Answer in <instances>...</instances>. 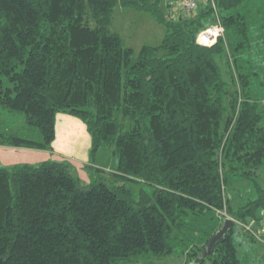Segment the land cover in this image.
<instances>
[{"label":"trees","instance_id":"obj_1","mask_svg":"<svg viewBox=\"0 0 264 264\" xmlns=\"http://www.w3.org/2000/svg\"><path fill=\"white\" fill-rule=\"evenodd\" d=\"M263 3L215 0L173 19L168 0H0V115L24 122L16 133L0 120V144L50 149L63 112L85 123L91 155L106 144L116 158L113 180L87 185L64 161L0 165V264H150L185 229V264H246L236 223L194 262L223 212L247 221L264 208L248 58ZM116 5L150 14L161 42L134 54L109 27ZM217 22L223 35L198 44ZM243 181L253 193L233 206L228 186Z\"/></svg>","mask_w":264,"mask_h":264},{"label":"rangeland","instance_id":"obj_2","mask_svg":"<svg viewBox=\"0 0 264 264\" xmlns=\"http://www.w3.org/2000/svg\"><path fill=\"white\" fill-rule=\"evenodd\" d=\"M257 1H261V0H257ZM262 9L263 12L258 14L259 17H257V13L255 11L253 14V22H251L253 28V30H251L252 46H251V53L248 55V58L250 59V65L252 66L253 70L255 69L257 73L252 78V83H251L252 94L254 98L258 100L264 112V34H262V36L258 35L259 37L255 35L256 27L261 22L264 23V3L262 4ZM169 11L178 13L179 10L177 3H175L173 6H167L165 13H168ZM109 27L111 30L120 34L126 46H130L133 48L134 54H137L140 47L144 44L147 45L159 44L163 38L165 31L164 26L157 23L151 17L150 14L142 11H137L135 9L128 7H121L119 5L115 6ZM221 65L224 69V72H226L228 76V74L230 73H228L227 69H229L230 67L227 68L226 59L221 61ZM230 70H232V67ZM57 114H67V113L58 112ZM0 120L3 121L2 123L4 128L7 129L9 132L20 133L24 124L23 120L17 115L7 116V117L0 115ZM90 148L91 147H89L88 150L89 152L88 159L91 158L93 163H92V167H89L87 169V172L89 175H91V179L87 180V182L86 180L80 179L81 183L83 185L89 184V182L94 179L93 175L97 176V178L100 176L106 179L113 180L114 178L111 172L112 171L111 167L116 163V158L112 153V148L109 145L104 144L100 146L98 149H96L92 155L90 153L91 151ZM37 163L38 162L30 163V164H37ZM70 164L68 163L69 167L71 168ZM97 166L102 167L101 171L103 173L96 171L95 168ZM83 170L86 171V168H84ZM75 172H76L75 174L79 173L78 171ZM83 175L85 176V173L84 174L82 173V177ZM259 180L261 185L264 187V172L262 173ZM235 186L236 187L234 189L228 186V190L233 194L231 198V204L233 206H236L238 203H240L242 199H245L247 196L252 195L253 193V190H251L248 184L244 181L237 182ZM227 216L232 218L230 214H228ZM209 224L210 223L208 221L205 223V225H209ZM234 230H235L234 234L236 236V240L239 242L238 251L240 258L242 259V262L243 263L245 262L246 264H264V243L258 240L253 241L247 238L244 235L247 234L248 232H242L243 230L240 227L237 228L236 225L234 226ZM190 232H191L190 230H186V229L177 232L175 234V238L172 241L173 243L172 253L170 255L155 259L150 264H185L187 260H189V258L186 257L183 252L190 245L189 241L187 240V237L189 236ZM250 236L254 238L252 234ZM207 264H209V262H207Z\"/></svg>","mask_w":264,"mask_h":264},{"label":"crops","instance_id":"obj_3","mask_svg":"<svg viewBox=\"0 0 264 264\" xmlns=\"http://www.w3.org/2000/svg\"><path fill=\"white\" fill-rule=\"evenodd\" d=\"M259 33L260 36L264 34V23L262 22L259 25ZM90 145V135L87 132L86 125L80 119L70 114H56L55 138L50 149L42 150L0 144V165L12 166L19 163H36L46 159L64 161L71 163V171L73 173L78 171L79 173L76 175L87 182L91 179L87 169L92 167V163L88 159ZM84 168H86V171L83 170ZM97 168L101 169L102 167L97 166ZM82 173H85V176L82 177Z\"/></svg>","mask_w":264,"mask_h":264},{"label":"built area","instance_id":"obj_4","mask_svg":"<svg viewBox=\"0 0 264 264\" xmlns=\"http://www.w3.org/2000/svg\"><path fill=\"white\" fill-rule=\"evenodd\" d=\"M175 3L178 5L179 12L169 11L166 13L170 18H177L182 14H189L192 10L200 6H208L215 9V0H169L168 6H173ZM224 33V28L220 23H213L201 29L195 38V41L203 46H210L214 44L217 39ZM224 217L227 216L226 212L222 213ZM233 219V218H232ZM235 223L244 231L252 234L258 241L264 243V208L258 213V219H251L247 221L234 220Z\"/></svg>","mask_w":264,"mask_h":264},{"label":"water","instance_id":"obj_5","mask_svg":"<svg viewBox=\"0 0 264 264\" xmlns=\"http://www.w3.org/2000/svg\"><path fill=\"white\" fill-rule=\"evenodd\" d=\"M234 224L235 221L231 217L229 216L224 217L219 228L211 235L209 241L201 249L198 258L195 260L194 263L201 262L204 259V257L213 250L215 244L228 233L229 229L233 227Z\"/></svg>","mask_w":264,"mask_h":264}]
</instances>
